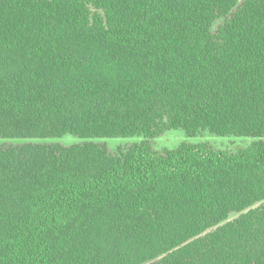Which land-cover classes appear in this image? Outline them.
<instances>
[{
	"label": "trees",
	"instance_id": "trees-1",
	"mask_svg": "<svg viewBox=\"0 0 264 264\" xmlns=\"http://www.w3.org/2000/svg\"><path fill=\"white\" fill-rule=\"evenodd\" d=\"M0 264H264V0H0Z\"/></svg>",
	"mask_w": 264,
	"mask_h": 264
},
{
	"label": "rangeland",
	"instance_id": "rangeland-1",
	"mask_svg": "<svg viewBox=\"0 0 264 264\" xmlns=\"http://www.w3.org/2000/svg\"><path fill=\"white\" fill-rule=\"evenodd\" d=\"M143 138H129V139H106L101 140L103 143L107 144V146L111 150H118L119 148H127L132 146L135 143L142 142ZM15 144H24L30 141L21 140V141H11ZM36 143H60L65 146L73 145L80 143V139L73 136H65L59 139H51L44 141H35ZM254 142L251 138H237V137H218L215 136L208 131L202 132L195 137L188 136L182 130H174L165 133L164 135L152 140V144L156 150L169 149L173 150L179 147L182 143H193V144H208L216 149L226 150L229 152H237L239 149L250 146ZM237 216H232V219Z\"/></svg>",
	"mask_w": 264,
	"mask_h": 264
}]
</instances>
